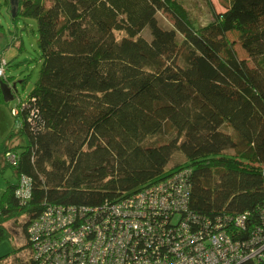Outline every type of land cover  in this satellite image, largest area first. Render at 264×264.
<instances>
[{
    "label": "trees",
    "instance_id": "1",
    "mask_svg": "<svg viewBox=\"0 0 264 264\" xmlns=\"http://www.w3.org/2000/svg\"><path fill=\"white\" fill-rule=\"evenodd\" d=\"M207 1L213 18L197 27L177 0H19L11 17L36 20L42 66L18 105L19 131L2 146L16 181L0 197V242L13 217H23L30 249L28 225L46 205L115 202L182 168L195 216L247 213L244 230L229 224L236 239L261 224L264 0L222 10ZM19 135L26 145L13 143ZM7 151L18 152L15 164ZM176 151L185 159L168 168ZM22 174L33 182L25 204L15 194Z\"/></svg>",
    "mask_w": 264,
    "mask_h": 264
},
{
    "label": "built area",
    "instance_id": "2",
    "mask_svg": "<svg viewBox=\"0 0 264 264\" xmlns=\"http://www.w3.org/2000/svg\"><path fill=\"white\" fill-rule=\"evenodd\" d=\"M6 65L0 58L2 79ZM4 157L15 164L19 155L7 151ZM189 177L190 169L182 168L131 195L96 206L46 205L27 228L28 264H240L247 259L264 260V214L248 238H233L229 224L244 230L247 213L220 215L214 222L198 218L189 209ZM15 194L20 204L32 199L31 177H19Z\"/></svg>",
    "mask_w": 264,
    "mask_h": 264
},
{
    "label": "rangeland",
    "instance_id": "3",
    "mask_svg": "<svg viewBox=\"0 0 264 264\" xmlns=\"http://www.w3.org/2000/svg\"><path fill=\"white\" fill-rule=\"evenodd\" d=\"M186 10L191 22L199 27L207 24L213 18L207 0H177ZM228 0H213L216 8L222 10ZM160 21L165 26H170L171 19L166 14H159ZM0 24L4 27L0 32V58L5 59L6 75L10 84H16L14 98L4 101L0 98V197L8 182H15L11 167L2 166V146L8 141L11 133H17L21 119L16 116L15 110L21 102H25L39 77L42 66L41 52L38 46V28L34 18L19 17L14 21L10 9L5 0H0ZM143 34L150 38L149 28H145ZM241 52V49H240ZM168 132L158 138L169 137ZM14 144L24 146L27 138L19 135L13 140ZM21 150V147L18 148ZM182 152L176 151L172 156L168 168L184 161ZM21 215L5 222L9 236L0 242V256L10 254L1 264H27L31 250L25 245L26 239L22 231ZM20 248V250H17Z\"/></svg>",
    "mask_w": 264,
    "mask_h": 264
},
{
    "label": "water",
    "instance_id": "4",
    "mask_svg": "<svg viewBox=\"0 0 264 264\" xmlns=\"http://www.w3.org/2000/svg\"><path fill=\"white\" fill-rule=\"evenodd\" d=\"M19 0H10V11L12 16H15L18 12ZM0 89L5 101H9L14 98V92L16 90V84H10L7 81H4L0 77Z\"/></svg>",
    "mask_w": 264,
    "mask_h": 264
},
{
    "label": "crops",
    "instance_id": "5",
    "mask_svg": "<svg viewBox=\"0 0 264 264\" xmlns=\"http://www.w3.org/2000/svg\"><path fill=\"white\" fill-rule=\"evenodd\" d=\"M9 83H10V80H9ZM1 94V96H0V98H2L3 100H4V98H3V95H2V92H0ZM5 101V100H4Z\"/></svg>",
    "mask_w": 264,
    "mask_h": 264
}]
</instances>
